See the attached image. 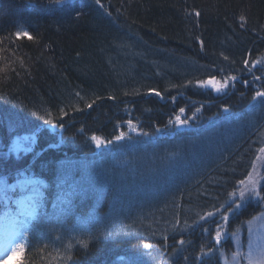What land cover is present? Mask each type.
I'll return each instance as SVG.
<instances>
[{
  "label": "trees",
  "instance_id": "trees-1",
  "mask_svg": "<svg viewBox=\"0 0 264 264\" xmlns=\"http://www.w3.org/2000/svg\"><path fill=\"white\" fill-rule=\"evenodd\" d=\"M27 192L5 264H221L264 215V0H0V216Z\"/></svg>",
  "mask_w": 264,
  "mask_h": 264
},
{
  "label": "rangeland",
  "instance_id": "rangeland-1",
  "mask_svg": "<svg viewBox=\"0 0 264 264\" xmlns=\"http://www.w3.org/2000/svg\"><path fill=\"white\" fill-rule=\"evenodd\" d=\"M202 86L216 88L217 85L213 80H208ZM29 135H24L21 137L13 138V144L10 145L9 149L11 152H20L26 149L31 141ZM101 143V142H99ZM260 162H255L254 169L252 170V175L246 179L247 181L244 183L243 188L245 190H252L250 188L255 187L258 184V180L260 179L259 174V166ZM263 168V165L261 166ZM9 230L6 232L3 229H0V246L1 244H5L7 247L8 243L11 242L9 250L10 253L6 255V259L4 262H13L16 259V249L13 245V241L15 239L14 234H8ZM8 234V235H7ZM6 235L8 240L1 242L3 237ZM235 246H237L235 253L233 254L230 260L223 259V264H242L240 261V254L246 253L247 259L243 264H264V216L257 217L253 221L248 224V238L246 243H244V249L241 251L239 248L240 244V236H236L234 240Z\"/></svg>",
  "mask_w": 264,
  "mask_h": 264
},
{
  "label": "bare ground",
  "instance_id": "bare-ground-1",
  "mask_svg": "<svg viewBox=\"0 0 264 264\" xmlns=\"http://www.w3.org/2000/svg\"><path fill=\"white\" fill-rule=\"evenodd\" d=\"M182 107H183V109H187L188 107H184L183 105H182Z\"/></svg>",
  "mask_w": 264,
  "mask_h": 264
}]
</instances>
